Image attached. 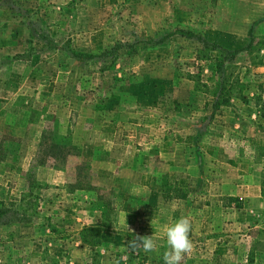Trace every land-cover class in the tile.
<instances>
[{"label": "rangeland", "instance_id": "rangeland-1", "mask_svg": "<svg viewBox=\"0 0 264 264\" xmlns=\"http://www.w3.org/2000/svg\"><path fill=\"white\" fill-rule=\"evenodd\" d=\"M262 48L264 0H0V264H164L182 216L181 264H264Z\"/></svg>", "mask_w": 264, "mask_h": 264}, {"label": "clouds", "instance_id": "clouds-1", "mask_svg": "<svg viewBox=\"0 0 264 264\" xmlns=\"http://www.w3.org/2000/svg\"><path fill=\"white\" fill-rule=\"evenodd\" d=\"M126 227L129 228L128 224ZM192 222L187 216L180 217L175 223L164 229V238L167 243V250L163 252L164 264H181L184 256L192 251L193 244L190 239ZM129 250L136 252L141 248L145 253L159 252V245L152 235H134V238L127 241Z\"/></svg>", "mask_w": 264, "mask_h": 264}, {"label": "trees", "instance_id": "trees-1", "mask_svg": "<svg viewBox=\"0 0 264 264\" xmlns=\"http://www.w3.org/2000/svg\"><path fill=\"white\" fill-rule=\"evenodd\" d=\"M179 32H182V30H179ZM187 33L186 35H192L190 32H185ZM163 39V37H160L156 40H154L153 44H157L159 43L161 40ZM202 44L204 45H210L211 47L218 49L219 51V57L216 60V69L219 72V69H223V64L224 62H229L231 61L234 56L243 48H237V49H228V48H224L215 44H209L208 42H206L205 40L201 39ZM247 48V46L245 47V49ZM72 54H74V56L78 57V58H90L92 57L90 54H80V53H76V52H72ZM2 217H5V220H3L4 222L8 221L12 216H9L8 214V210L7 209H3L0 208V219Z\"/></svg>", "mask_w": 264, "mask_h": 264}, {"label": "crops", "instance_id": "crops-1", "mask_svg": "<svg viewBox=\"0 0 264 264\" xmlns=\"http://www.w3.org/2000/svg\"><path fill=\"white\" fill-rule=\"evenodd\" d=\"M238 187L242 188L243 186L241 185V186H238ZM233 193L235 195H240V192H239V190L237 188L234 189V192Z\"/></svg>", "mask_w": 264, "mask_h": 264}, {"label": "built area", "instance_id": "built-area-1", "mask_svg": "<svg viewBox=\"0 0 264 264\" xmlns=\"http://www.w3.org/2000/svg\"><path fill=\"white\" fill-rule=\"evenodd\" d=\"M260 53L264 56V48L260 50Z\"/></svg>", "mask_w": 264, "mask_h": 264}]
</instances>
